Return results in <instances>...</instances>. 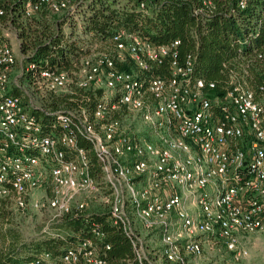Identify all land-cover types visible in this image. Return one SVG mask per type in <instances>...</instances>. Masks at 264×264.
I'll return each instance as SVG.
<instances>
[{"label": "built area", "instance_id": "built-area-1", "mask_svg": "<svg viewBox=\"0 0 264 264\" xmlns=\"http://www.w3.org/2000/svg\"><path fill=\"white\" fill-rule=\"evenodd\" d=\"M148 4L158 3L139 1ZM74 5L27 0L24 13L68 14ZM112 41L70 75L25 62L17 27L0 22V201L47 211L44 232L92 202L106 205L129 240L130 264H205L219 247L246 258V237L264 231V75L256 88L231 75L215 92V81L194 74V55L181 56L178 38L156 44L119 29ZM73 84L101 89L92 112L42 103ZM92 234L34 264H107L110 245L99 246L97 227Z\"/></svg>", "mask_w": 264, "mask_h": 264}, {"label": "trees", "instance_id": "trees-1", "mask_svg": "<svg viewBox=\"0 0 264 264\" xmlns=\"http://www.w3.org/2000/svg\"><path fill=\"white\" fill-rule=\"evenodd\" d=\"M27 0H0L4 13L0 22L11 21L18 29L19 50L25 62L46 63L48 67L65 70L70 75L81 60L92 53L113 47L112 37L119 29L135 31L156 44H168L176 38L181 56L194 55V74L215 81V92H222L231 75L244 77L251 88L263 82L264 75V0H155L158 4L139 7L140 0H82L78 20L43 7L32 15L24 13ZM149 3V1H147ZM201 7L200 12L194 8ZM262 54V58L258 57ZM131 63L122 68L130 70ZM101 89H80L74 84L69 92L48 94L42 103L50 110L85 106L92 112ZM45 116V115H44ZM81 145L89 147L87 142ZM91 174L100 172L92 167ZM3 202V201H2ZM101 206V204H99ZM107 206L77 216L65 215L53 226L29 240L12 230L11 214L0 204V264H34L44 253L57 258L80 240L93 237L92 228L104 233L97 242L105 250L107 264H130L132 250L128 238L112 225Z\"/></svg>", "mask_w": 264, "mask_h": 264}, {"label": "rangeland", "instance_id": "rangeland-1", "mask_svg": "<svg viewBox=\"0 0 264 264\" xmlns=\"http://www.w3.org/2000/svg\"><path fill=\"white\" fill-rule=\"evenodd\" d=\"M71 1L75 4L71 12H68V14H65V12L57 14L60 17H66V20L61 22L62 28L65 31H67L69 27L67 21L68 19L78 20L80 17L79 12L81 6L79 7V5L82 3V0ZM2 203L3 202L0 201V204ZM4 203L6 212L11 214L9 227L18 233L22 239L29 240L44 233V228L50 218L47 211L28 210L27 212L22 213L14 207H11L6 202ZM97 208H102V205L99 206V203L92 202L90 203L87 211H93ZM49 227L51 226L49 225ZM0 229L3 230L4 227L0 225ZM244 246L248 250V256L244 259L235 260L228 251L219 247V249L211 252L214 253V255L203 257L202 260L205 264H264V231L249 234L244 241Z\"/></svg>", "mask_w": 264, "mask_h": 264}]
</instances>
